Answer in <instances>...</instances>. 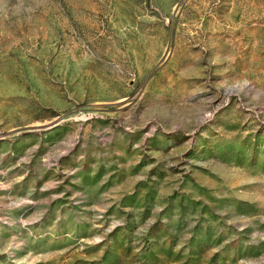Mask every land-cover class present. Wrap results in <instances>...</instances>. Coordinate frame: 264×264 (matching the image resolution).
I'll return each mask as SVG.
<instances>
[{"label": "rangeland", "instance_id": "rangeland-1", "mask_svg": "<svg viewBox=\"0 0 264 264\" xmlns=\"http://www.w3.org/2000/svg\"><path fill=\"white\" fill-rule=\"evenodd\" d=\"M0 264H264V0H0Z\"/></svg>", "mask_w": 264, "mask_h": 264}]
</instances>
